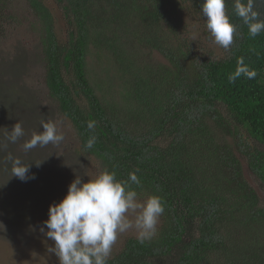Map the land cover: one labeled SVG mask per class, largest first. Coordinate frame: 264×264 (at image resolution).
I'll use <instances>...</instances> for the list:
<instances>
[{
    "label": "trees",
    "instance_id": "16d2710c",
    "mask_svg": "<svg viewBox=\"0 0 264 264\" xmlns=\"http://www.w3.org/2000/svg\"><path fill=\"white\" fill-rule=\"evenodd\" d=\"M26 2L42 28L46 87L79 151L97 160L98 175L128 181L134 172L140 185L129 181L131 189L164 206L156 235L128 238L107 264H264V203L242 160L264 188V32L251 37L225 0L233 44L223 58L191 63L178 37L180 11L189 3L202 13L203 0H55L64 42L43 0ZM255 9L264 19V0ZM143 49L159 51L170 68L140 58ZM93 52L113 61L114 91L90 76ZM239 57L257 75L229 83Z\"/></svg>",
    "mask_w": 264,
    "mask_h": 264
},
{
    "label": "rangeland",
    "instance_id": "374dc122",
    "mask_svg": "<svg viewBox=\"0 0 264 264\" xmlns=\"http://www.w3.org/2000/svg\"><path fill=\"white\" fill-rule=\"evenodd\" d=\"M43 2L54 16L60 41H66L67 23L62 10L55 0ZM32 13L26 0H3L0 4V264H59L56 255L48 250L54 246V241L47 238L46 228L41 231L43 222L48 219L49 206L64 198L77 176L86 183L95 179L99 170L97 160L79 151L72 122L60 114L57 101L46 87L42 28ZM177 30L178 37L185 39L182 43L190 52L191 63L195 59L226 56L228 50L214 43L204 16L193 11L189 3H185L180 11ZM169 41L171 46H178L174 37ZM147 50H142L140 58L148 57V62L156 69L161 65L170 68L168 59L159 51ZM111 61L110 57L96 52L88 58L90 76L93 79L98 77L101 84L106 88L109 86L112 92L117 88L119 78ZM42 121L55 123L64 140L25 151L24 142L33 133L43 131ZM17 122L21 123L25 134L13 144L6 137ZM240 132L244 141L253 147L254 141L246 139L247 133L242 128ZM9 154L29 166L27 180L12 175ZM242 160L245 178L264 203V188ZM148 197L139 195L137 198L143 202ZM162 223L160 216L155 235ZM130 237L137 238L135 229L118 236L109 257L118 252Z\"/></svg>",
    "mask_w": 264,
    "mask_h": 264
},
{
    "label": "clouds",
    "instance_id": "9594fccd",
    "mask_svg": "<svg viewBox=\"0 0 264 264\" xmlns=\"http://www.w3.org/2000/svg\"><path fill=\"white\" fill-rule=\"evenodd\" d=\"M255 4L256 0H246V3L244 0H233L235 15L242 20L253 38L264 32V19L260 18ZM201 12L214 43L229 50L237 29L226 14L225 0H203ZM256 75V70L246 65L243 57H239L234 73L228 75V81L234 83L241 76L254 79ZM41 125L43 131L33 133L24 142L25 151L37 146L59 144L64 140L63 133L58 132L55 123L42 121ZM93 126L92 123L88 124L89 129ZM24 134L23 126L17 122L6 139L14 144ZM94 143L95 137H92L85 147L91 148ZM8 160L12 163V175L22 181L27 180L29 166L11 154ZM129 181L140 185L134 172L129 174L128 181H118L115 173L107 170L86 183L77 176L70 183L64 198L49 206L48 219L43 222L41 231L46 228L47 238L54 241V246L48 250L56 255L59 264H107L120 234L135 229L141 243L155 235L164 206L158 196L139 201L138 193L131 189Z\"/></svg>",
    "mask_w": 264,
    "mask_h": 264
}]
</instances>
